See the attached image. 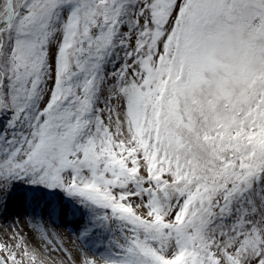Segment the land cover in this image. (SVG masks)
Masks as SVG:
<instances>
[{
  "label": "snow or ice",
  "instance_id": "obj_1",
  "mask_svg": "<svg viewBox=\"0 0 264 264\" xmlns=\"http://www.w3.org/2000/svg\"><path fill=\"white\" fill-rule=\"evenodd\" d=\"M0 117V209L19 182L89 216L0 264H264V0H0Z\"/></svg>",
  "mask_w": 264,
  "mask_h": 264
},
{
  "label": "bare ground",
  "instance_id": "obj_2",
  "mask_svg": "<svg viewBox=\"0 0 264 264\" xmlns=\"http://www.w3.org/2000/svg\"><path fill=\"white\" fill-rule=\"evenodd\" d=\"M22 194L19 190L14 189L13 195L8 199L3 209H0V223L4 224V229L0 230V241L7 242L6 236H10L17 229L24 235H28L30 230L28 221L35 217L42 218L49 227L58 232L65 243L72 246L75 242V234L89 220L87 210L78 203L71 205L69 200L63 196L46 199L41 195L34 194L31 200L29 195L24 197ZM12 216L17 217L16 222L13 221ZM110 236L107 228L101 230L98 227L96 233L87 241L86 246L90 251L103 252L104 245Z\"/></svg>",
  "mask_w": 264,
  "mask_h": 264
},
{
  "label": "rangeland",
  "instance_id": "obj_3",
  "mask_svg": "<svg viewBox=\"0 0 264 264\" xmlns=\"http://www.w3.org/2000/svg\"><path fill=\"white\" fill-rule=\"evenodd\" d=\"M6 120V117H0V127L3 126L4 122ZM14 189L15 190H19L21 193H23L22 195H24V197H27L29 195V198H31V200L33 199V195L34 194H38V195H41L42 197L44 198H50L52 199V197L54 196H63L64 198L66 197L63 193H60V192H56V193H49L47 190L45 189H40V188H32L31 186L29 185H25V184H22V183H16L14 185ZM35 198V197H34ZM67 198V197H66ZM36 199V198H35ZM68 200H70L69 198H67ZM37 200V199H36ZM70 202L72 204H76L75 201H72L70 200ZM33 203V201H32ZM34 207V206H33ZM32 209V208H31ZM42 214V213H41ZM13 217V221L16 222V216H12ZM4 224L3 222L0 223V230L4 229Z\"/></svg>",
  "mask_w": 264,
  "mask_h": 264
}]
</instances>
